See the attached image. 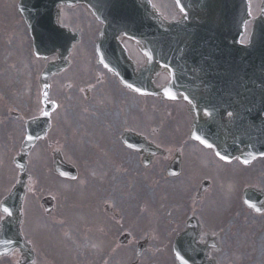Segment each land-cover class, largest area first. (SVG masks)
Segmentation results:
<instances>
[{
  "label": "rangeland",
  "instance_id": "374dc122",
  "mask_svg": "<svg viewBox=\"0 0 264 264\" xmlns=\"http://www.w3.org/2000/svg\"><path fill=\"white\" fill-rule=\"evenodd\" d=\"M10 1L0 0V21L5 26L2 32L9 34L5 42L0 34V196L7 189L6 194L9 192L18 177L12 162L21 153L26 121L43 112L37 81L44 63L32 55L30 38ZM154 1L164 15L174 16L172 0ZM74 16H79L75 20L80 23L73 24L82 32L81 47L71 54V67L52 79L50 99L59 102L60 110L52 117V135L38 144L28 159L31 185L26 201L31 212H40L44 217L40 220H46L40 228L46 235L42 234L43 244H61L68 251L63 261L55 259L57 248L53 252L50 246L43 247L45 253L33 232L28 239L37 250L38 264H70V245L76 264H129V257L124 261L120 256L125 252L134 254V263L137 243L147 237L150 246L142 257L143 264H176L168 247L185 229L192 211L209 232L223 230L217 234L221 264H228V259L236 260L234 264H264V216L246 213L241 200L243 188L235 181L236 165H223L210 151L189 141L184 107L153 98H134L115 76L95 64L100 26H94L89 17L86 22V16L80 18L77 12L69 15L71 21ZM166 80L160 77L159 83ZM35 98L39 106L32 103ZM13 113L20 119H14ZM128 130L139 135L152 131V140L159 137L168 147L164 148L165 155L145 167L141 155L121 143L122 134ZM178 148L182 151L181 173L177 179L168 180L164 168L180 155ZM58 150L79 170V181L73 183L53 174L51 154ZM203 181L209 182L210 188L197 196ZM47 196L56 201L49 218L40 205ZM105 207L119 216L118 227L105 219ZM108 216L117 221L114 215ZM124 218L127 223L121 226ZM55 227L59 229L57 235ZM125 232L133 239L129 246L120 247L117 240ZM156 242L163 244L162 249Z\"/></svg>",
  "mask_w": 264,
  "mask_h": 264
},
{
  "label": "water",
  "instance_id": "95a60500",
  "mask_svg": "<svg viewBox=\"0 0 264 264\" xmlns=\"http://www.w3.org/2000/svg\"><path fill=\"white\" fill-rule=\"evenodd\" d=\"M65 0H45L50 10L56 4ZM93 3L96 16L105 23L102 40L98 43L100 62L110 71L120 76L121 82L130 89L168 99L184 98L196 105L202 111L209 113L205 106L208 96L192 98L189 93L197 87L196 82H204V88L222 73L231 74L234 68L247 60L260 59L255 66L264 68V24L255 25L249 46H240L239 41L248 21V0H177L178 8L184 18L179 23H168L154 12L150 0H85ZM260 23V22H259ZM125 35L134 39L140 49L150 60L147 69L135 74L134 67L128 61V56L118 42V37ZM35 51L37 56L48 57L58 53L60 62L48 65L42 76L43 82H48L55 73L66 67V57L70 54V44L63 30L53 23H38L33 27ZM218 61V64L216 62ZM164 66L171 77V83L163 89L154 86V79L159 69ZM222 68V69H220ZM198 75V79L194 74ZM250 72L245 73L247 79ZM254 85L255 102L264 98V70L252 72V77L244 82V87ZM240 106L247 104L246 96L242 95ZM264 109V107L262 108ZM52 110L48 107L46 114ZM200 111L197 109V112ZM201 113V111H200ZM224 117V112L214 111L210 121L202 122L197 117L192 138L199 140L208 148H212L220 157H235L253 160L264 156V120L257 115L244 114L238 118L235 125L228 124L230 132L224 130L217 120ZM226 126V125H225ZM227 127V126H226ZM49 128V121L34 120L28 124V136L24 143L25 153L17 158L15 163L21 170L18 184L11 194L0 205L7 219L2 222L0 232V257L9 255L19 248L31 261L30 248L21 236L23 221V204L26 196L28 176L27 158L37 141L44 138ZM125 143L131 148L145 149V145L134 144L131 135L124 137ZM228 142L226 151L225 142ZM147 150H144L146 152ZM55 171L70 179L76 178L74 169L66 166L62 159L55 157ZM178 165H173L169 171L171 176L178 175ZM47 213L52 211L50 199L43 201ZM183 235L178 245L184 244ZM183 242V243H182ZM144 245L140 253L144 250ZM180 264H213L206 262L207 249H202L197 243L181 246L177 250Z\"/></svg>",
  "mask_w": 264,
  "mask_h": 264
},
{
  "label": "flooded vegetation",
  "instance_id": "af4514ba",
  "mask_svg": "<svg viewBox=\"0 0 264 264\" xmlns=\"http://www.w3.org/2000/svg\"><path fill=\"white\" fill-rule=\"evenodd\" d=\"M263 3L258 2L256 3V6L254 7V12L253 15L254 17H258L261 14V9H262ZM85 9V8H83ZM71 10L68 9H62V20L64 19H70L69 15L66 12H69ZM229 117V116H228ZM263 164L262 170L264 171V160H260L258 162H255L252 164L250 167H245L243 166L240 162L236 161L235 165L238 168V174L235 178L236 183L238 184V187H250L254 188L256 191L264 194V175H261L259 180H254L251 174V170L257 163ZM255 207V206H253ZM258 209H260L262 212L261 216H264V197L259 201V203L256 205ZM248 212V211H247ZM252 215H260L257 214L255 210H250L249 211ZM256 214V215H255ZM13 263L16 264L17 262H20L21 258L19 256L14 257Z\"/></svg>",
  "mask_w": 264,
  "mask_h": 264
}]
</instances>
